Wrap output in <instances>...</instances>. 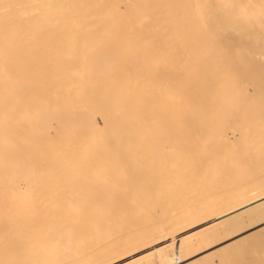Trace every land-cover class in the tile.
<instances>
[{
	"label": "bare ground",
	"instance_id": "bare-ground-1",
	"mask_svg": "<svg viewBox=\"0 0 264 264\" xmlns=\"http://www.w3.org/2000/svg\"><path fill=\"white\" fill-rule=\"evenodd\" d=\"M262 185L264 0H0V264L234 260Z\"/></svg>",
	"mask_w": 264,
	"mask_h": 264
},
{
	"label": "rangeland",
	"instance_id": "rangeland-1",
	"mask_svg": "<svg viewBox=\"0 0 264 264\" xmlns=\"http://www.w3.org/2000/svg\"><path fill=\"white\" fill-rule=\"evenodd\" d=\"M227 240L228 239L224 235H206L200 240V243L194 247H187L182 244L179 246L182 248L179 252V257L181 256V258L178 257L176 264H191L194 260H199V262H201L200 264H207L210 260L216 261V264H224L225 261H229L234 257L233 250L230 246H222ZM258 243H260V246H253V250L251 246L250 249L248 247L249 251H251L250 253L247 249L245 252L240 253L234 260L241 261L242 264H264V249H262L264 248V241L262 238ZM217 249L219 251H217ZM254 260H256L255 263L253 262Z\"/></svg>",
	"mask_w": 264,
	"mask_h": 264
},
{
	"label": "snow or ice",
	"instance_id": "snow-or-ice-1",
	"mask_svg": "<svg viewBox=\"0 0 264 264\" xmlns=\"http://www.w3.org/2000/svg\"><path fill=\"white\" fill-rule=\"evenodd\" d=\"M196 7H198V5ZM261 191L262 193H264V185H262ZM262 200H264V196H262ZM261 237L262 240H264V233H261ZM109 264H111V262H109ZM144 264H146V262H144ZM207 264H216V261L210 260L207 262ZM224 264H242V262L238 260H229V261H225Z\"/></svg>",
	"mask_w": 264,
	"mask_h": 264
}]
</instances>
